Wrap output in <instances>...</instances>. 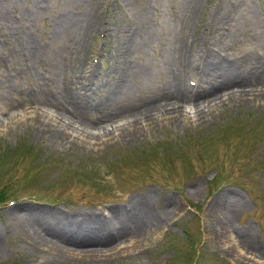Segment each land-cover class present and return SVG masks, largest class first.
Masks as SVG:
<instances>
[{
    "label": "rangeland",
    "instance_id": "1",
    "mask_svg": "<svg viewBox=\"0 0 264 264\" xmlns=\"http://www.w3.org/2000/svg\"><path fill=\"white\" fill-rule=\"evenodd\" d=\"M192 1L0 0V264H264V99L200 119L189 113L183 123H142L132 138L88 146L52 143L31 119L34 110L50 117L81 105L94 117L163 101L161 81L171 78L156 65L177 37L192 47L187 86L208 87L238 69L247 88L264 90V0H202L183 32L179 19ZM92 19L95 31L79 47ZM68 20L73 25L61 30ZM216 54L228 69L209 66ZM144 68L165 73L153 80L133 72ZM65 73L82 97H60ZM146 193L152 220L164 221L139 246L104 257L62 251L56 261L39 242L61 234L51 224L40 229L35 220L44 212L136 217ZM227 218L234 228L223 238Z\"/></svg>",
    "mask_w": 264,
    "mask_h": 264
},
{
    "label": "bare ground",
    "instance_id": "2",
    "mask_svg": "<svg viewBox=\"0 0 264 264\" xmlns=\"http://www.w3.org/2000/svg\"><path fill=\"white\" fill-rule=\"evenodd\" d=\"M200 2H202V0H193L187 16L184 17L183 20L179 19L178 24H180V29L183 32L185 31L188 22L194 16ZM75 23L77 24V22ZM69 25L70 22L68 20L63 22L59 28L61 30L68 29ZM95 25L96 24L93 19L87 23L86 28L82 32L80 41L81 44L79 47L83 46L87 36L95 31ZM205 48L207 49V47ZM190 50H192V47H189L187 41L182 38L178 39L177 37L174 48L171 47L165 55L161 56L162 59L157 63L156 66H159L162 63V67L168 74L167 76L171 78V81H168L167 83L161 81L159 91L161 93L160 97L164 99L161 102L152 100L141 105V100H137L136 103L138 105L133 103L126 105L125 107L122 106L108 115L100 114V116L94 117H92L88 111L83 109V107L78 104V107L74 105V110L66 109L64 112H57L50 117L43 111L37 112L34 110V112L31 111V119L38 122V131L48 134L52 143L61 145L62 143L67 144L73 142L77 145L88 146L91 142L95 144L97 141L104 144V141H110L114 137H117V139L132 138L141 130L140 126L142 123V125L149 126H151V124L160 125L163 121L177 123L179 120L183 123L190 119L191 116L189 113H194V115L200 119L206 115H212L217 109H221L224 105L228 106L234 104L235 102L240 103L249 97L251 98V101L264 99L263 88H249L251 85L247 88V85H245V79L247 76L240 77L242 72L240 73L238 69H236V71H232V78H224L223 73L221 72L222 74L220 75L221 78L219 80L213 77L212 80L207 82L210 84L208 87H203L201 85L198 88L187 86L184 71L186 68L190 67V63L187 58ZM75 51H77V49ZM227 65H229L228 59L220 54H216V56H214L209 63V66L219 67L217 70L228 69ZM217 70L213 72L214 75ZM91 71L95 72L93 65L91 67ZM136 71V69H133L135 75L141 76L143 79L145 77H150L151 79L153 78V80L157 79L159 75L161 76L164 72L159 70L158 72L151 73V70L147 68H144V70L140 71L139 74H136ZM209 75L211 78L213 75L212 72H209ZM131 76L132 75H129V77ZM259 79L260 80L257 81L264 87V62L261 64ZM60 83V97H63L65 101H67L66 98L69 97H82V95H80V93L73 88L75 82L71 75L65 73L64 76H62ZM75 100L80 104L82 103L77 99ZM190 105L191 110L189 111L186 108ZM37 116L40 119H38ZM94 129H97L98 131H95ZM140 199L144 204L139 203L140 209L141 207L143 208V210L139 212L142 213V215L138 214L136 217L133 215L127 216L125 214L119 215L117 210H111L112 215L108 218V215L106 217H96L92 215L90 216L91 221H86V216H83V218L79 217L83 214L82 212H78L77 215L74 216H64L62 219H60V216H58L59 218H47L49 214H53L51 212H44V214H42L45 216L44 218L38 217V219L35 220V222L40 226V229L42 231L44 229L47 230L48 227H51L49 226V224H51L52 226H56L60 230L61 234L57 238L59 241H56V239L55 241L47 243L46 239L41 237L39 238V242L41 244H49L48 246L51 250H53V258H55V260L57 256L60 255V252L62 253V251L69 250L74 253H84L85 255L92 257H104L107 254L113 255L116 253V250H121V248L122 250L127 251L130 247H134L141 243L140 241H143L147 231H152V228L161 226L164 221L162 216H156V218L152 220V213L150 214L151 209L149 210L148 208V202H150L148 199V193L145 195L141 194L139 200ZM174 206L175 205H173V207ZM148 214H150V219L149 217L147 218ZM114 218L120 222L119 230H116L113 227ZM144 218L147 219L144 220ZM142 220L144 221L142 222ZM140 225L143 226L144 232H140V230H142ZM221 225L223 228L222 237L226 238V235L230 234L234 227L228 218L224 219ZM25 226L28 232L33 230L34 233H38L33 229L35 227V223L28 222ZM65 244H68L69 246H65ZM254 250L255 248L253 246L251 247L250 252L254 254Z\"/></svg>",
    "mask_w": 264,
    "mask_h": 264
},
{
    "label": "trees",
    "instance_id": "3",
    "mask_svg": "<svg viewBox=\"0 0 264 264\" xmlns=\"http://www.w3.org/2000/svg\"><path fill=\"white\" fill-rule=\"evenodd\" d=\"M2 198H3V195H0V201L2 200Z\"/></svg>",
    "mask_w": 264,
    "mask_h": 264
}]
</instances>
